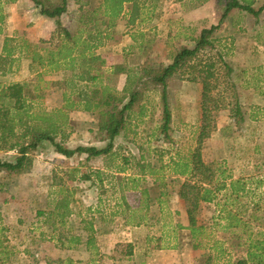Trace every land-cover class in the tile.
<instances>
[{
  "label": "rangeland",
  "instance_id": "374dc122",
  "mask_svg": "<svg viewBox=\"0 0 264 264\" xmlns=\"http://www.w3.org/2000/svg\"><path fill=\"white\" fill-rule=\"evenodd\" d=\"M106 1L69 0V11L62 22L73 34L78 31L83 38L88 36L85 29H92L94 32L103 31L105 39L97 49V53L102 57L105 53H109L112 43L115 48H120L122 44L127 48L132 46L133 41L138 45V49L141 45L142 50L137 48L128 50L123 57L124 62L120 63L130 66L135 78L142 74L162 72L168 66L170 57H167L166 46L176 54L184 46H193L194 39L200 36L203 29L218 27L214 34V47L201 53V59L218 60V54H221L232 66L234 73L231 77H226L225 68L220 63L217 64L218 73L212 80V85L216 88L211 92V97L214 103L219 104V108L214 110L212 102L210 107L213 110L209 115L212 124L217 127L201 146L203 160L214 169L218 164L226 161H231L232 166H235L233 160L236 163L241 162L239 164L241 169L247 161L253 162L257 168L251 176L257 182H262L260 190L264 192V93H262L264 92V11L255 17L248 12L235 9L223 18L226 4L222 0ZM248 1L253 2L256 10L264 5V0ZM2 2L6 13V27L4 35L0 36V51L6 36H25L29 40H32L30 36L35 37L36 39L32 41L44 47H53L58 43L56 24L48 18L49 22L42 21L40 9L32 0L14 2L2 0ZM201 5L207 6L205 14L199 15L200 18L190 26L181 25L180 18L176 14ZM111 14L113 16L119 14V16L114 19ZM157 14L158 26L161 27L165 20L166 24L170 23L172 33L180 34L171 44L163 45L162 52L156 50V38L154 39L150 32L141 31L142 26L146 30L150 25H156ZM136 21L139 24L131 28L135 30L134 40L123 41L122 37H125L128 28ZM113 23L116 26H113ZM182 34H188L193 39L182 40ZM150 51L152 53L149 56ZM122 53V51L117 52L118 55ZM118 59L122 61L121 56ZM109 62L101 67L100 73L104 76L105 84L118 90L122 78L117 76L109 80L111 73L109 68L116 59H110ZM114 65L116 64L112 66ZM65 76L59 73L45 78L47 82L41 85L42 98L38 100L39 104L37 103L40 108L51 110L62 107V92L66 86L63 84ZM183 76L173 78L169 83V103L174 122L168 139H165L159 131L162 119L160 93L156 91L148 94L150 102L148 111L155 116L149 126L156 124V135L163 137V141L159 142L156 148L160 157H165L166 161L171 154L175 156L178 153L187 154L188 151L199 146L198 137L203 116V85L200 82L189 81L185 74ZM35 78L30 73L28 61L25 60L16 66L13 73L0 77V84L14 81L34 84ZM58 82L61 84L57 85ZM57 88L61 90H56ZM182 98H188L189 101L185 103ZM237 101L242 105L246 115V122L241 127H235L230 118L231 110L234 109ZM96 118L95 114L88 112H70V122L66 129V134L69 136L65 142L66 146L71 149L79 146L106 147L107 142L102 141L98 136ZM16 158V151H0V160L3 162L14 163ZM86 158L85 154L67 158L58 154L50 143H42L38 151L32 155V165L25 170L18 173L0 170V226L6 228L7 245L14 252L9 264H54L69 255V253L65 255L66 251H64L62 257V250L57 242L56 235L61 230L53 231L45 218L38 217L39 210L53 209L58 200L69 194L72 201V215L68 219L66 228L71 234H77L82 226V220L89 221L90 208L95 204L98 207L101 204L102 209L106 208L102 189L106 188L105 184L108 180H104L101 189L98 183H94L97 179L93 172L108 174L105 170L102 171L107 162L114 172L113 169L121 160L108 157L82 165ZM165 177L168 178L170 175L166 174ZM260 204L264 206V195ZM259 224L264 225V217ZM225 236L232 237L230 234ZM235 244H238L237 240L230 241L228 246L231 255L243 256L244 250Z\"/></svg>",
  "mask_w": 264,
  "mask_h": 264
},
{
  "label": "trees",
  "instance_id": "16d2710c",
  "mask_svg": "<svg viewBox=\"0 0 264 264\" xmlns=\"http://www.w3.org/2000/svg\"><path fill=\"white\" fill-rule=\"evenodd\" d=\"M16 1V0H10ZM41 15L54 21L58 43L53 47H44L25 36H6L0 52V77L15 71L16 66L22 61H29V70L34 75L35 82L14 81L0 84V151H16V162H3L0 160V170L9 173H18L32 165V155L38 151L40 144L50 143L56 152L67 158H73L78 154H85L87 158L82 165L106 156L114 148V141L120 135L128 115L138 112L144 115L146 110L145 100L148 94L159 91L162 106V119L159 126L160 134L165 139L169 138L172 131V110L169 103V83L173 78L184 74L192 82H200L203 85L202 120L198 137L199 146L192 152L185 163H177L176 170L186 165V171L190 167L193 177L201 178L203 182H212L215 176L230 177L227 170L218 168L213 170L203 160L202 144L211 137L216 129L212 124L210 113L217 110L219 104L214 103L211 92L216 88L212 80L217 76V64L220 63L226 70V77H231L234 69L218 54V60H202L201 53L214 47V34L217 26L205 28L199 37L194 40L193 46L182 47L175 55L173 63L162 72L147 73L135 78L125 64L114 65L110 78L127 74V84L123 92L104 83V76L100 73L101 67L106 62L97 53V49L105 39L103 31L86 30L88 36L83 38L80 33L73 34L62 22L63 17L69 11V0H32ZM108 1V0H107ZM106 1V2H107ZM133 1V0H132ZM226 4L223 18H226L233 10L238 9L257 17L264 11V5L256 10L253 2L245 0H222ZM120 14V13H119ZM119 14L113 16L114 19ZM113 26H116L113 23ZM6 27V13L3 2L0 0V36L4 35ZM205 61V62H204ZM18 69V68H17ZM188 71V72H186ZM63 73L65 89L62 92L63 105L56 109L40 108L38 100L42 98L41 85L47 82L48 76ZM184 77V76H183ZM261 81V80H259ZM61 84L58 82L57 85ZM56 90H61L57 88ZM264 93V92H262ZM214 103V108L210 107ZM39 104V103H38ZM83 111L96 115L97 133L102 141L107 142L106 147L79 146L75 149L66 146L68 135L66 129L70 122V112ZM246 115L240 102H236L231 110L230 118L235 127H241L246 122ZM229 129V127H228ZM161 140V138H159ZM183 161V159H182ZM177 172V173H180ZM75 173V172H74ZM185 173V172H183ZM215 191L198 184L186 182L180 195L190 207V222L195 235L197 222L195 212L201 203H211L215 199ZM71 196L67 194L58 200L53 209L39 210L38 217H43L53 231L64 230L68 219L72 215ZM232 224L239 223L237 216L229 215L227 218ZM88 224V223H86ZM89 228L86 226V229ZM92 228V227H91ZM6 228L0 226V264H9L14 252L7 245L5 237ZM59 241L68 240L70 244H80L81 238L67 237L62 233ZM95 241L94 236L88 238V246ZM256 251H251V248ZM264 242H259L250 247L247 258L238 260L235 264H264ZM256 262V263H255Z\"/></svg>",
  "mask_w": 264,
  "mask_h": 264
},
{
  "label": "crops",
  "instance_id": "0c3cea01",
  "mask_svg": "<svg viewBox=\"0 0 264 264\" xmlns=\"http://www.w3.org/2000/svg\"><path fill=\"white\" fill-rule=\"evenodd\" d=\"M206 7L201 5L176 15L180 18L181 25L190 26L200 18L199 15L205 14ZM40 19L49 22L42 15ZM157 19H159L158 14L156 25L152 24L146 30L142 26L141 31L150 32L154 39L156 38V50L162 52L163 45L171 44L180 34L172 33L170 23L166 24L165 20L161 27L158 26ZM138 24L139 22L136 21L128 28L125 37H122L123 41L134 40L135 30L131 28ZM29 38L36 39L31 36ZM181 38L193 39L188 34H182ZM113 44L110 45L109 53L104 54L103 59L106 64L110 63V59H116V62H113L116 65L123 63L126 52L130 49L135 50L138 46L134 41L132 46L127 48H124V44L119 46L120 48H115ZM166 48L167 57H170L168 65H170L176 54L167 46ZM139 49L142 50L141 45ZM120 51L123 53L118 55L117 52ZM151 53L152 51L148 52V55L150 56ZM120 56L122 61L118 59ZM113 64L109 68L110 72ZM131 69L128 66L130 72ZM118 77L122 78V83L118 86V90L122 91L126 87L128 75L122 74ZM182 101L187 103L189 99L182 98ZM149 103L147 98L144 115L138 112L128 115L120 135L114 141L111 153L97 158L115 157L121 160L113 169L114 172L108 162L105 169H102L108 174L93 172L97 179L94 183H98L100 187L104 185L105 179L108 180L105 184L106 188L101 187L102 193L105 194L106 208L102 209L101 204L99 207L95 204L90 208V219L82 220V226L77 234H71L66 227L57 233L62 257L64 251H66L65 255L67 253L69 255L54 264H103L104 262L106 264H235L238 260L247 258L251 246L264 242V225L259 224L264 217V206L260 204L264 192L260 190L262 182H257L251 176L257 168L256 165L247 161L241 169L239 167L241 162L236 163L233 160L235 166L231 165V161L223 162L218 164L217 168L227 170V174L231 176L226 179L215 176L209 183L193 177L191 167L186 171V165L181 168V172L177 171L176 164L189 160L195 149L188 151L187 154L178 153L177 156L171 154L168 161L164 159L165 157H160L156 146L163 141V137L156 135V124L149 126L155 119V116L148 111ZM172 116L174 122L173 112ZM204 163L211 168L205 161ZM166 174L170 177H165ZM186 182L210 188L216 193L211 203H201L195 212L197 219L195 235L190 222V207L180 195L181 188ZM230 214L237 216L240 220L238 224L231 225L232 223L227 219ZM86 223L89 224L88 229ZM62 233L67 237H80L81 243L76 245L70 244L68 240L59 241L58 237ZM225 234H230L232 237L228 238ZM92 235L95 243L88 246V238ZM236 240L238 244L235 246L244 250L243 256L231 255L228 246L230 241ZM251 251H256V248L252 247Z\"/></svg>",
  "mask_w": 264,
  "mask_h": 264
}]
</instances>
